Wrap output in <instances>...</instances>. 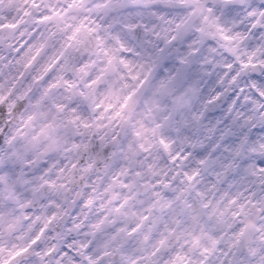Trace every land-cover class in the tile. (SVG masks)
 Here are the masks:
<instances>
[{"label":"clouds","instance_id":"obj_1","mask_svg":"<svg viewBox=\"0 0 264 264\" xmlns=\"http://www.w3.org/2000/svg\"><path fill=\"white\" fill-rule=\"evenodd\" d=\"M0 264H264V0H0Z\"/></svg>","mask_w":264,"mask_h":264}]
</instances>
